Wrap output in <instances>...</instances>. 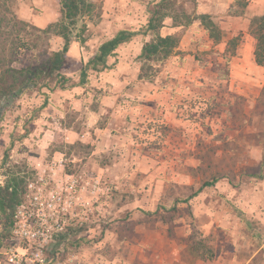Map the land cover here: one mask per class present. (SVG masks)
I'll return each instance as SVG.
<instances>
[{"label": "rangeland", "instance_id": "374dc122", "mask_svg": "<svg viewBox=\"0 0 264 264\" xmlns=\"http://www.w3.org/2000/svg\"><path fill=\"white\" fill-rule=\"evenodd\" d=\"M89 1L95 9L72 29L63 86L51 79L50 91L0 100L3 185L7 169L27 180L43 171L57 181L77 177L86 211L61 240V256L100 264H264V178L251 176L264 171V72L255 68L248 31L264 15V0H172L161 29L179 39L169 57L137 59L150 37H135L107 59L109 69L90 71L80 84L98 45L118 30H137L159 0ZM58 10L59 0H0V72L40 64L62 47L60 37L40 32L59 20ZM202 15L221 30L220 43L209 39ZM239 15L248 18L244 28ZM82 22L80 44L74 36ZM154 130L166 132L160 151L148 148ZM193 235L212 260L188 253Z\"/></svg>", "mask_w": 264, "mask_h": 264}, {"label": "trees", "instance_id": "16d2710c", "mask_svg": "<svg viewBox=\"0 0 264 264\" xmlns=\"http://www.w3.org/2000/svg\"><path fill=\"white\" fill-rule=\"evenodd\" d=\"M171 2L172 0H159L150 10H147L146 21L137 30H118L112 37L100 43L95 53L87 60L80 71V84H83L87 80L90 71L100 73L103 70L109 69L110 65L107 64V59L115 54L117 48L128 43L135 36L150 37V41L143 44L137 59L150 62L160 61L169 57L179 43L176 35L161 34V29L163 28L162 23L165 17L163 12ZM94 9L95 5L89 0H59V20L49 24L45 29L40 30V32L44 34L53 33L57 37H60L63 41L62 47L59 50L52 51L40 64L20 69L12 67L3 69L0 72V100L10 98L16 92H23L24 90L35 89L37 92H40L43 88H46L50 91L48 82L51 79H55L57 84L63 86L65 79L60 71L65 63L73 39L72 29H75L80 21H83L85 18H90ZM199 19L209 39L213 43H220L222 40V32L215 23L206 15H202ZM248 31L249 36L254 40V62L257 66L264 68V15L253 18L250 21ZM86 32L87 24L82 22L79 28V35L74 36L80 44L85 42L83 35ZM259 96V99L264 103V84ZM44 98L43 106H45L47 100L45 94ZM152 128V126H149V130ZM157 133H159V130L147 132L150 136L155 135L154 142H150V147L148 148L160 151L166 132L160 131V135H156ZM10 146H12V143ZM6 160L7 156L4 157V161ZM5 175L7 176L5 184L0 186V213L4 218V227H7L9 219L8 210H11L20 201L23 187L27 181V174L21 171L15 172L7 169ZM251 176L261 180L264 178V171L259 170L258 172L251 173ZM214 182L203 183L194 195H191V197L181 202H188L190 198L197 196L204 188L213 186ZM174 208L172 210H175ZM233 208L237 216L246 223L247 220L244 218L243 213L236 209V207ZM70 234L67 233L60 236L55 248L62 245L61 240L69 237ZM186 246L189 254H194V256L203 261L213 259L211 249L201 240H197L194 235L189 236Z\"/></svg>", "mask_w": 264, "mask_h": 264}, {"label": "built area", "instance_id": "2783aa9c", "mask_svg": "<svg viewBox=\"0 0 264 264\" xmlns=\"http://www.w3.org/2000/svg\"><path fill=\"white\" fill-rule=\"evenodd\" d=\"M62 162L58 159L59 168ZM35 175L26 181L20 201L8 210L7 227L0 213V264H100L75 254L61 256L60 248H55L57 238L81 225L79 212L86 211L81 182L68 173L59 181L44 171Z\"/></svg>", "mask_w": 264, "mask_h": 264}, {"label": "crops", "instance_id": "0c3cea01", "mask_svg": "<svg viewBox=\"0 0 264 264\" xmlns=\"http://www.w3.org/2000/svg\"><path fill=\"white\" fill-rule=\"evenodd\" d=\"M233 0H231V2H232ZM254 2H259L260 4L261 3H263V1L262 0H253ZM262 6V5H261ZM251 7L249 6V7H247V9H250ZM247 9H245V10H247ZM244 13V12H243ZM240 16V15H239ZM252 16H259V14L258 13H255V12H253V15ZM234 19H236V20H240V19H242L243 20V22H244V26H243V28L246 26V23H248V18L246 19L245 17H237V18H234ZM242 28V27H241ZM247 28V27H246ZM246 30V29H245ZM162 34V33H161ZM163 35V34H162ZM136 37V38H135ZM134 38H135V40L136 39H140L141 40V42L145 39H147L149 36H141V35H139V36H135ZM133 38V39H134ZM252 39V38H251ZM253 40V39H252ZM149 41H150V39H149ZM148 42V41H147ZM145 43V42H144ZM126 44H128V43H126ZM126 44H124V45H126ZM124 45H121V46H124ZM141 50V49H140ZM139 54H140V51H139ZM255 68H256V70L259 72V74H262L263 72H264V68H262V67H259V66H257L256 64H255Z\"/></svg>", "mask_w": 264, "mask_h": 264}]
</instances>
